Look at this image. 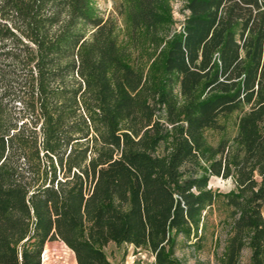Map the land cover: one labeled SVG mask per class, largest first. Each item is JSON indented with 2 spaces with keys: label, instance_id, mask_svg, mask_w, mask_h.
Here are the masks:
<instances>
[{
  "label": "trees",
  "instance_id": "obj_1",
  "mask_svg": "<svg viewBox=\"0 0 264 264\" xmlns=\"http://www.w3.org/2000/svg\"><path fill=\"white\" fill-rule=\"evenodd\" d=\"M176 1L0 0V264H264V0Z\"/></svg>",
  "mask_w": 264,
  "mask_h": 264
},
{
  "label": "rangeland",
  "instance_id": "obj_2",
  "mask_svg": "<svg viewBox=\"0 0 264 264\" xmlns=\"http://www.w3.org/2000/svg\"><path fill=\"white\" fill-rule=\"evenodd\" d=\"M97 5L105 16H113L114 12V0H96ZM183 0H177L175 2V16L179 23L184 20V14L181 12ZM210 185L214 189H220L222 191H229L234 187L231 179L225 180L220 177H214ZM264 211V206H263ZM211 224L217 222V215H212L210 218ZM213 227L209 229L208 239L204 242V249L199 252V257L204 260L205 264H215L213 258V245L211 241L210 232ZM222 237L225 236L221 233ZM109 259L113 264H153L155 256L142 248H137L133 244H122L118 246L116 243H110L105 247ZM184 253L190 254V249L180 248V255ZM250 252L248 250L244 253V261L249 258ZM193 258H190L188 264H194ZM42 264H78L75 252L69 248L62 240H53L47 243L43 256Z\"/></svg>",
  "mask_w": 264,
  "mask_h": 264
}]
</instances>
